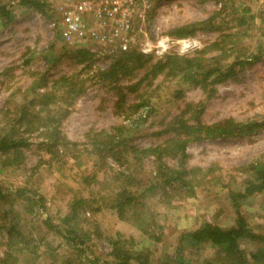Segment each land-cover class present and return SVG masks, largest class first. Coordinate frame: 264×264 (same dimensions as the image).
Wrapping results in <instances>:
<instances>
[{"label": "trees", "instance_id": "obj_1", "mask_svg": "<svg viewBox=\"0 0 264 264\" xmlns=\"http://www.w3.org/2000/svg\"><path fill=\"white\" fill-rule=\"evenodd\" d=\"M16 6L42 15L46 13L42 0H0V29L15 21ZM249 12V9L231 10L223 5L204 21L170 29L167 36L175 40L191 38L197 33L217 34L218 37L191 53L166 55L157 61L141 54L136 48H130L125 52H115L105 69L95 70L92 68L95 54L86 47H72L76 51L71 57L81 64L80 68L50 83L40 85L34 82L28 90L29 99H24L22 103L13 101L0 108V169H16L23 163L25 151L30 145L28 137L32 133L41 137L39 147L44 154L39 164L44 156L56 154L60 147L66 145L59 128L69 115L70 108L88 88L100 87L116 97L117 113L123 122L105 130L90 131L85 136L88 154L95 159L94 166L105 168L110 160L123 168V171L115 172L117 187L108 194L111 209L118 219L127 221L129 218L148 236L153 228L161 234L156 221L150 224L145 220L151 218L147 217V205L141 201L144 191L129 167L137 171L135 168L140 169L141 163L150 160L154 172L149 181L155 180L151 184V189L155 190L148 197L159 196L158 201L170 206L169 198H191L201 183L211 184L217 180L211 175L213 170L210 167L186 168L189 144L244 138L264 131V116L261 115L244 121L228 118L209 126L199 122L217 86L238 83L245 70L253 68L264 58V27L258 28L260 35L251 40L249 33L257 28L254 27L255 18L249 16ZM260 20L264 26V18ZM54 30L59 35L58 30ZM138 73H142V77L137 82L122 85ZM151 86L156 89L167 86L171 89L172 98L177 100L182 99L189 89H199L204 98L196 104L185 105L168 123H160L161 134L170 135L162 144L134 146L132 139L142 131L154 109L150 97L144 95ZM126 94H135L131 105L124 104ZM165 158L175 163L166 164ZM241 169L246 177L239 186L240 191L235 192L226 186L234 209L232 225L221 227L205 218L196 220L191 230L179 235L173 252L162 255L157 263L152 261L150 252L135 250L136 244L132 239H114L108 242L107 255L94 257L87 264H264V233L251 227L240 211L243 200L264 195V162H254ZM94 181L92 174L90 184ZM103 201V198H77L72 201L62 221L63 229L51 226L47 219L42 223L60 235L66 245L85 254V237L72 223L81 211H85V207L91 213L99 211V207L89 208L88 203L91 206ZM18 202L22 204V210L29 213L43 209L45 203L43 197L25 188L11 189L0 185V264H18L22 256L35 255L29 249V240L23 237L19 228L18 213L14 208V203ZM149 237L154 242L160 240L159 235L154 233ZM244 245H251V250L243 248ZM206 248L213 251L210 260L194 261L193 256Z\"/></svg>", "mask_w": 264, "mask_h": 264}, {"label": "rangeland", "instance_id": "obj_2", "mask_svg": "<svg viewBox=\"0 0 264 264\" xmlns=\"http://www.w3.org/2000/svg\"><path fill=\"white\" fill-rule=\"evenodd\" d=\"M42 1L46 5L43 15L16 6L15 21L0 29V108L13 101L22 103L24 99H29L28 90L34 82L40 85L50 83L81 66L71 57L76 50L65 45L51 27V23L57 19L59 7L80 0ZM223 5L231 10L249 9V16L255 18L254 27L257 28L249 33L251 40L260 35L258 28L264 27L260 20L264 18V0H159L146 29L152 39L166 37L170 29L204 21ZM217 37V34L197 33L185 38L194 46L192 49L179 54L178 47L174 46L171 54L191 53L215 41ZM78 47L81 45L78 44ZM91 53L95 54L92 58V68L95 70L105 69L111 61L112 54L105 51L95 50ZM141 77L142 73H138L122 85L135 83ZM134 95L126 94L124 104L131 105L135 101ZM144 95L150 97L154 109L142 131L131 141L132 145L143 147L162 144L170 135L161 134L160 123H168L185 105L196 104L204 98L199 89H189L182 99H173L171 89L167 86L158 89L151 86ZM115 103L116 97L106 90L97 86L88 88L60 125L59 132L66 140L64 147H60L51 157L44 156L39 164L44 154L39 147L41 137L38 133H32L28 137L30 145L25 151L23 163L16 169H0L1 186L25 188L43 197L45 202L43 209H35L32 213L22 210L19 202L14 203L19 228L23 237L29 240V249L35 252V255L22 256L18 264H87L94 257L107 255L108 242L114 239H132L136 244L135 250L150 252L152 261L157 263L162 255L173 252L179 235L191 230L196 220L205 218L221 227L233 224L234 209L227 196L226 186L235 192L240 191L239 186L246 177L241 168L254 162H264V131L244 138L204 140L189 144L186 168L210 167L213 170L211 175L217 180L211 184L201 183L191 198H169L170 206L158 201L159 196L148 197L155 190L151 189L155 180L149 181L154 172L150 160L141 163L140 169L135 168L137 171L129 167L132 169L130 173H135V179L144 191L141 201L147 205V217L151 218L145 220L150 224L156 221L160 227L161 234L154 228L149 232V236L153 233L159 235L160 240L154 242L142 232V227L135 226L129 218L127 221L119 220L111 209L108 194L117 187L115 172L123 171V168L110 160L104 165L105 168L94 166L95 159L88 154L85 144V136L90 131L105 130L123 122ZM255 115L264 116V58L253 68L245 70L238 83L217 86L199 122L209 126L228 118L244 121ZM164 162L169 165L175 163L167 158ZM92 174L95 181L90 184ZM77 198L104 199L101 204L90 206L88 203L89 208L99 207L98 212L91 213L85 207V211H81L72 223L85 237V254L66 245L60 235L42 223L47 219L51 226L61 227L69 212V204ZM240 211L251 227L264 233V195L246 198L240 205ZM243 248L251 250L252 247L244 245ZM212 255L213 251L206 248L200 254H195L193 260H210Z\"/></svg>", "mask_w": 264, "mask_h": 264}, {"label": "built area", "instance_id": "obj_3", "mask_svg": "<svg viewBox=\"0 0 264 264\" xmlns=\"http://www.w3.org/2000/svg\"><path fill=\"white\" fill-rule=\"evenodd\" d=\"M156 4L155 0H80L59 7L51 27L65 45L80 44L89 52L114 54L136 48L154 61L171 55L174 46L179 54L188 52L194 47L188 39L149 36L146 24Z\"/></svg>", "mask_w": 264, "mask_h": 264}]
</instances>
